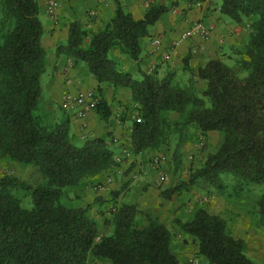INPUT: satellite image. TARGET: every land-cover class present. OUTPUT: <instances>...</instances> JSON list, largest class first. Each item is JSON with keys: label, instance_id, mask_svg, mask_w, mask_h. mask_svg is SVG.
<instances>
[{"label": "trees", "instance_id": "trees-1", "mask_svg": "<svg viewBox=\"0 0 264 264\" xmlns=\"http://www.w3.org/2000/svg\"><path fill=\"white\" fill-rule=\"evenodd\" d=\"M115 2L113 17L100 31H90L76 18L68 40L56 48L58 55L85 61L95 75L100 94L95 111L106 121L112 114L102 95L104 85L129 88L141 117L131 134L134 153H144L152 165L151 155L169 144L177 129L180 139L173 155L179 167L181 137L190 126L204 136L222 131L220 148L191 172L187 183L203 181L224 192V175L230 174L237 193L248 184L264 185V0H222L223 13L237 22L249 21V39L235 66L216 58L199 67V76L207 81L201 94L193 81L183 82L175 72L163 77L142 72L135 78L110 57V49L118 46L138 60L149 26L169 10L152 4L138 19ZM44 34L38 0H0V159L32 165L45 178L41 183L0 178V264H87L91 257L113 264H184L172 250L174 232L158 216L148 215V225L137 227V204L120 205L106 220L114 225L113 232L101 234L90 214L92 203H61L65 187L112 170L115 151L102 137L77 144L69 119L50 125L37 113L47 63ZM165 112H177L180 118L171 122ZM17 188L31 190V207L15 195ZM177 191L166 189L163 196L170 198ZM258 207L264 221V192ZM175 223L197 242L208 264H264L245 254L244 240L229 234L225 218L204 207Z\"/></svg>", "mask_w": 264, "mask_h": 264}, {"label": "crops", "instance_id": "crops-1", "mask_svg": "<svg viewBox=\"0 0 264 264\" xmlns=\"http://www.w3.org/2000/svg\"><path fill=\"white\" fill-rule=\"evenodd\" d=\"M58 1L59 6L56 14L51 16L47 12L46 0H38L40 18L45 28L42 44L47 50L46 71L42 75L40 102L42 117L50 125L69 119L71 135L77 144H81L87 137H102L110 142L115 153L121 152L122 147H128L131 144L133 124L138 114L137 106L132 100L131 90L125 87L104 85L102 95L112 109V114L107 121L103 120L95 109L67 106L66 98L75 97L81 91L93 90L96 95L100 96L97 91L98 81L95 75L90 72L85 61H76L72 56L58 55L56 52L57 46L68 40L69 25L74 19H81L90 31L98 32L113 17L117 4L115 0ZM119 1L138 19L144 17L152 4L164 5L169 8L155 24L149 26V35L141 41L142 53L138 60L129 53L123 52L118 46L112 47L109 51L110 57L119 62L124 70L136 76L135 78H141L142 72H156L160 77H163L167 72H175L179 79H183L185 82L193 81L196 90L201 94L207 88V81L199 76V67L216 58L227 62L232 51L244 52L249 39V21L244 19L237 22L223 13L221 11L222 0ZM198 20H202L214 28L211 38L206 41L199 36L182 39V34L193 22ZM158 36L163 38L161 46H157L154 42ZM90 39L91 35L86 38L85 46H88ZM173 44L175 48L170 60L164 61L163 51L170 49ZM80 111L85 114L81 116ZM215 132L210 131L208 137L210 138ZM195 136L201 137L202 134L199 131ZM115 138H118L119 141L114 142ZM167 156L163 166L166 181H175L174 170L169 165V154ZM133 159L137 160L138 165L134 168L128 164H124L123 168L120 166L122 171L114 172V180L108 186L100 187V183L104 182L107 175L105 174L84 180L77 186L65 187L61 197L62 203L67 207H81L92 203L90 214L97 220L99 230L104 234H111L114 225L101 221L100 212L113 204L117 206L125 203L137 204L142 212L151 215L164 213L170 216L174 215V218L188 219L191 214L187 210L188 206L185 207L182 203L184 198L174 197L173 201H168L158 192L159 170L152 166L144 173L139 171V168L144 165L143 161H146L145 154L135 153ZM129 166L130 170L127 171ZM37 178L38 183L44 181L42 173ZM201 185L207 184L199 181L198 184L191 185L189 188H194L193 191L196 192V186ZM198 194L201 195L202 191L200 190ZM194 197L196 198V196ZM192 204L189 205L195 206L194 201ZM180 206L182 207L177 210ZM249 207L245 202L239 203L236 209L228 210L227 214L220 212L221 208L217 203L207 206V209L210 213L225 218L229 234L244 240L245 254L254 262L262 263L264 262V221L260 214L257 215ZM189 209L191 210V207ZM139 216L142 217L141 220ZM137 220L140 222L139 227L142 228L149 223L148 218L143 217L141 213L136 217ZM164 223L171 229L174 226L177 233L181 231L178 225L172 221H164ZM185 238L194 241L187 234H185ZM190 245L184 244L177 236L172 239V250L184 264L187 256L190 255ZM194 246L196 254L201 257L202 264H207L208 260L199 254L196 242ZM88 264L113 263L91 257Z\"/></svg>", "mask_w": 264, "mask_h": 264}, {"label": "rangeland", "instance_id": "rangeland-1", "mask_svg": "<svg viewBox=\"0 0 264 264\" xmlns=\"http://www.w3.org/2000/svg\"><path fill=\"white\" fill-rule=\"evenodd\" d=\"M243 53L244 52H242V51H237V52L232 51L229 55L230 58L226 63L231 65V66H235L237 64V61L241 58ZM134 77H136V76H134ZM180 80L185 82V80H183V79H180ZM41 97H42V95H41ZM40 102H41V98H40ZM37 113L39 115H41V117H42V114L40 112V103H39V109L37 110ZM165 114L169 116L171 122H175L176 120H178L180 118V114L177 112H165ZM42 119H43V117H42ZM44 122H45V120H44ZM196 132L197 133L199 132L198 129L194 126H190V128H188L185 131L184 135L181 137L182 162H181L179 167H176L175 161H174V155H173L174 150L176 148V145L180 139L179 131L177 129L174 130V133L170 139L169 144L165 145L159 151V153H161V152L165 153L166 152V154H169V162H170L169 165L172 168V170H174V173H175V181H170V182L160 181V183L158 185V189H159L158 192H160V195L163 198L167 199L168 201H173L174 197L184 198V199H182V200H184L182 203L184 204L185 207L188 206L187 210L191 214V216L188 219L193 217L195 211L198 208L204 207L207 209V206H210L213 203L218 204V206L221 208L220 212L222 214H227V212H229L228 210L236 209L238 207L239 203H243V202L248 204L250 206L249 208H251L252 211H255L254 213H257V215L260 214L259 213V207H258V199L261 196V194L264 192V190H262L264 188V185H258L255 183L248 184L246 186V188L244 189V191H242L241 193L240 192L237 193L236 188L234 187L236 183H235L233 176H231L230 174H225L224 179H225L227 187H226L224 192H222L219 189L214 188L213 186H210L208 184L203 185V186L202 185L196 186V188H197L196 192L193 191V189H194L193 187H192L193 189L189 188V186H191V185L195 186V184H198V182H199L198 181L195 184H188L187 183V181L189 180L191 172L194 169L200 167V165L203 163V161L207 158L208 154L216 152L220 148V146L223 142V139H224V134L222 131H216L210 138L208 137V135L207 136L202 135L201 137L200 136L196 137L195 136ZM148 155H151V154H148ZM143 163H144V165L139 168V171L141 173H144L146 170H150V168H152V165L150 164V160L148 159V157H147L145 162L143 161ZM125 164H128V165L132 166L133 168L138 165L137 160L133 159V158L130 161H127ZM122 166H121V168H123ZM130 166L128 167L127 171L130 170L129 169ZM117 169H120V167H117V165H116L113 167L112 170L108 171L106 174L113 172V175H115L114 172ZM40 173L41 172L36 167H34L32 165H27L24 163H18V162H14L12 160H9V159H4V158L0 159V178L4 177V176H15L21 180H28L32 183H38L39 180H38L37 176H39ZM158 178L160 180L159 174H158ZM44 180H45V178H44ZM174 187H178V191L176 193H174L170 198L163 196L164 190L174 188ZM200 190L202 191L201 195L198 194ZM14 193H15V195H17L21 199L22 204L25 207L29 208L32 206L31 190L17 188L14 190ZM194 196H196V198ZM193 201H194L195 206H191V205H193L192 204ZM61 203H62V201H61ZM190 203H191V205H189ZM182 206L178 207L177 210H179ZM92 207H93V205H92ZM113 207H116L117 210L119 208V206H117L116 204H113V205L109 206V208H107L106 210H102L100 212L101 221H105L106 224H110V223L106 222V220L108 218H112L115 215V213L117 212L116 211L115 213H112L111 215L108 214L109 210H111ZM189 207H191V210L189 209ZM91 209H90V211H91ZM140 213L145 218H148V215H151V214H148L146 212H142L141 210H140ZM152 216H158L162 221L163 220L166 222L172 221L173 223H175V219H176V218H174V215L170 216V215L164 214V213H161L159 215H152ZM136 217H138V214ZM139 219L141 220L142 217L139 216ZM148 220H149V218H148ZM135 221H136V218H135ZM138 221L139 220L136 221L137 227H139V225H140V222H138ZM139 228H142V227H139ZM171 230L174 232V236H177L178 239H180L184 244H186V245L191 244L190 245V247H191L190 255L187 256V260H186L185 264H191L189 261L190 257H195L200 261L201 257L199 255H197L196 251L194 250V247H195L194 243L196 241L195 240L192 241L191 239L189 241V239L185 238V233H183V231H180L177 233L176 230L174 229V226ZM101 234H104V233L101 232ZM190 238H192V237H190ZM200 264H202V261H200Z\"/></svg>", "mask_w": 264, "mask_h": 264}, {"label": "built area", "instance_id": "built-area-1", "mask_svg": "<svg viewBox=\"0 0 264 264\" xmlns=\"http://www.w3.org/2000/svg\"><path fill=\"white\" fill-rule=\"evenodd\" d=\"M47 3V12L51 16H55L56 10L59 6L58 0H46ZM213 27L207 25L202 20H198L193 22L190 27L182 34V39H185L187 37L192 36H199L203 40H209L212 36ZM154 42L157 46H161L163 43V38L158 36L154 39ZM175 46H177L176 43H174ZM170 47V49H166L163 51L162 57L164 61H168L171 58L172 52L175 48V46ZM97 103V95L93 90L88 91H81L79 92L75 97H68L66 98L65 104L71 108H87V109H95ZM85 113L80 111V115L83 116ZM138 121H141V117H137ZM114 142H118L119 139L115 138L113 140ZM134 151L131 146H124L122 147L121 152H117L114 155L115 163L117 167H120L124 165L127 161H130L134 156ZM142 154V153H141ZM168 156L166 153H156L151 155V162L152 166L159 170L160 172V181H166V173L163 170L164 163L166 162ZM121 169V168H120ZM117 169L116 171L121 172L122 169ZM115 171V172H116ZM114 180L113 173H108L105 177V180L103 183H100V187H105L110 185ZM117 211L116 207H113L111 210H109L108 214L111 215L112 213H115ZM191 264H200V261L195 257H190L189 259Z\"/></svg>", "mask_w": 264, "mask_h": 264}]
</instances>
